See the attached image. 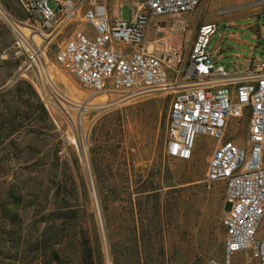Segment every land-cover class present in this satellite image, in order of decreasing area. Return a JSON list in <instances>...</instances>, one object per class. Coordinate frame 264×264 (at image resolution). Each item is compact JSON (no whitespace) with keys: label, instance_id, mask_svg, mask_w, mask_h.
I'll return each instance as SVG.
<instances>
[{"label":"rangeland","instance_id":"obj_1","mask_svg":"<svg viewBox=\"0 0 264 264\" xmlns=\"http://www.w3.org/2000/svg\"><path fill=\"white\" fill-rule=\"evenodd\" d=\"M122 1L121 15L128 19L130 5ZM116 2L110 0L109 6ZM0 4L27 20L19 0ZM157 20L172 22L161 39L181 51L183 62L203 22L216 23L207 51L221 53L227 70L244 68L247 56L264 58V0H200L189 14ZM74 27L71 23L52 34L45 59L61 96L74 105L88 101L79 111L43 100L0 18V264H208L210 258H220L223 183L205 180L216 141L200 134L191 159L168 157L164 147L171 95L155 91L120 100L113 92L81 89L55 61ZM182 67L171 64L170 79L179 80ZM76 118H81L89 149L90 174L78 160L71 126ZM230 130L244 146L247 115L231 119ZM69 186L73 197L64 196ZM37 210L40 220L33 224ZM52 220L58 225L57 260L44 249ZM38 236L47 244L36 245ZM232 264L257 262L241 251L232 255Z\"/></svg>","mask_w":264,"mask_h":264},{"label":"built area","instance_id":"obj_2","mask_svg":"<svg viewBox=\"0 0 264 264\" xmlns=\"http://www.w3.org/2000/svg\"><path fill=\"white\" fill-rule=\"evenodd\" d=\"M136 1L129 7L128 19L121 12L110 18L107 0H19L27 20L12 16L1 4L0 18L12 34L15 53L24 58L49 104L62 102V97L47 72L44 44L71 23L75 27L59 46L55 61L75 77L81 89L91 94L113 92L120 100L155 91L171 95L166 155L191 159L200 134L216 141L205 180L223 183L228 208L221 216L222 256L210 258L208 264H232V255L241 251L264 264V58H251L238 71L227 70L207 51L217 25L203 22L183 62L180 50L162 39L151 45L147 33L154 25L160 26L155 18L189 14L200 0ZM182 63L180 79H170L171 64ZM75 104L78 110L80 103ZM245 114L247 133L241 146L230 122ZM71 126L79 163L90 174L81 118L72 119Z\"/></svg>","mask_w":264,"mask_h":264},{"label":"crops","instance_id":"obj_3","mask_svg":"<svg viewBox=\"0 0 264 264\" xmlns=\"http://www.w3.org/2000/svg\"><path fill=\"white\" fill-rule=\"evenodd\" d=\"M109 1L110 0H107L106 2V5H107V9H108V15L110 18H113L114 16H116V14L118 12H122V8L125 4V2H123L122 0H117L118 2H116L112 7L109 6ZM127 2L129 3V5H132V4H135L137 1L136 0H127ZM117 11V12H116ZM161 17V16H160ZM159 17L155 18L154 21H160V26H153L152 28H150L149 32L147 33V40L148 42L151 44V45H156L155 42L158 40V39H161L162 36H165L163 35L164 34V30L166 28H169V22L168 24H166V21H161V20H157ZM253 25V24H252ZM254 29H253V33H252V38L254 39ZM228 37L229 38H232V39H237V34L236 33H229L228 34ZM250 45V49L251 50H254L255 46L254 44H249ZM212 56L218 61L220 62V59L222 58V54L221 53H217V54H212ZM237 57H239V55H237ZM252 57H249L247 56L245 58V64L248 63V61L251 59ZM221 63V62H220ZM216 144L213 146V148L211 149V152L212 150L215 148ZM210 152V153H211Z\"/></svg>","mask_w":264,"mask_h":264},{"label":"trees","instance_id":"obj_4","mask_svg":"<svg viewBox=\"0 0 264 264\" xmlns=\"http://www.w3.org/2000/svg\"><path fill=\"white\" fill-rule=\"evenodd\" d=\"M64 194H65L64 196H66V197H73L74 193H73L72 186H69L68 188H64ZM39 214H40V211L37 210V213H36V215L34 216V219H33V224H37L39 222L40 219L38 218L39 216H37ZM67 221H69V219H67ZM66 223L67 222H63V224H66ZM56 225L57 224H55L54 220H52V222L49 225V231H50V234H51L50 237H49V240H47V243H49V244H47L44 241L41 242L39 240V236H38V240L36 241V245H39V244L43 243L42 245L44 246L45 244H47V246H45L44 249L45 250H47V249L49 250L48 255L54 260H57V258H58V252H57V250L55 248H53L57 244V242H56L57 240H54V239H56L55 235L57 233V232H55L57 230L55 228ZM57 227H58V225H57ZM41 237H40V239H41Z\"/></svg>","mask_w":264,"mask_h":264},{"label":"bare ground","instance_id":"obj_5","mask_svg":"<svg viewBox=\"0 0 264 264\" xmlns=\"http://www.w3.org/2000/svg\"><path fill=\"white\" fill-rule=\"evenodd\" d=\"M117 12V11H116ZM57 34V32L54 34V35H56ZM54 35H52L51 36V38L44 44L45 46L52 40V37L54 36ZM45 58H47V56L45 55L44 56V63H45V66H46V68H47V72L49 73V76L51 77V79L53 80V78H52V76H51V74H50V72H49V70H48V66H47V63H46V59ZM57 90V89H56ZM59 93V92H58ZM60 94V93H59ZM61 95V94H60ZM106 96H109V94H106ZM62 98V105H61V107H64L65 105H67V104H69V105H73L74 106V104L72 103V101L71 100H68V99H66V98H64L63 96H61ZM48 100V99H47ZM52 104H54V103H52ZM53 106H56V105H53ZM56 107H58V106H56ZM80 107L82 108V109H85V108H87L88 107V101H86V100H84V101H82V103H80ZM65 108V107H64ZM94 200H95V203H96V205H97V202H96V198H95V195H94Z\"/></svg>","mask_w":264,"mask_h":264},{"label":"water","instance_id":"obj_6","mask_svg":"<svg viewBox=\"0 0 264 264\" xmlns=\"http://www.w3.org/2000/svg\"><path fill=\"white\" fill-rule=\"evenodd\" d=\"M91 190L93 191L92 185H91ZM228 208V204H225L224 209Z\"/></svg>","mask_w":264,"mask_h":264}]
</instances>
